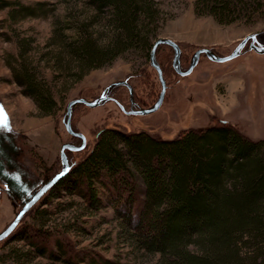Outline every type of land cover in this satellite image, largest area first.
Returning a JSON list of instances; mask_svg holds the SVG:
<instances>
[{
	"label": "trees",
	"instance_id": "obj_1",
	"mask_svg": "<svg viewBox=\"0 0 264 264\" xmlns=\"http://www.w3.org/2000/svg\"><path fill=\"white\" fill-rule=\"evenodd\" d=\"M88 3L97 14L109 10L110 36L106 44L97 46L87 28L77 29L76 45L62 46L68 57L63 59L65 67L70 70L73 62V68L85 74L135 47L145 51L149 64L156 40L152 41L154 34H149L150 25L157 22L154 2ZM246 6L248 0L194 1L197 15L207 14L219 24L235 22ZM44 7L40 1L23 4L0 0V10L8 9V19L13 23L43 17ZM160 46L155 60L162 75L167 76L164 64H170L173 70V49L164 45L172 55L168 61L165 54L160 63ZM181 56L182 53L183 65ZM10 69L21 93L33 101L41 115H51L56 103L45 80L38 82L24 62ZM128 80L106 87L104 95L109 99L105 102L113 101L119 107V100L112 94L121 89L127 95L126 106L140 109L142 104L134 97ZM0 110L1 191L22 206L60 171L61 162L56 171L45 167L43 175H37L31 165L42 164L41 160L25 143L24 135L8 126L1 104ZM70 137V143L80 142ZM81 151H65L70 168L51 189L67 180L72 185L70 192L87 207L98 209L100 201L94 184L110 187V207L121 222L127 242L137 250L157 255V264H264V139H251L236 125L223 121L202 129H186L172 139L112 127L102 129L89 153L74 161L71 155ZM44 226L31 227L21 222L9 236L20 232L21 239L26 240L28 249L23 256L46 259L48 264H80L70 240L53 235ZM88 259V264H115L99 254Z\"/></svg>",
	"mask_w": 264,
	"mask_h": 264
},
{
	"label": "rangeland",
	"instance_id": "obj_2",
	"mask_svg": "<svg viewBox=\"0 0 264 264\" xmlns=\"http://www.w3.org/2000/svg\"><path fill=\"white\" fill-rule=\"evenodd\" d=\"M18 1L44 2V16L13 23L8 19V9L0 10V104L8 126L24 135L25 143L41 160L42 164L35 162L31 166L42 176L43 168L56 171L60 167V147L70 143L71 137L64 126L70 100H94L106 87L129 78L134 97L142 104L140 109L148 108L157 99L160 84L145 51L137 47L85 74H79L73 62L70 70L65 67L63 59L68 57L62 46L76 45V30L80 27L87 28L97 46L107 43L111 31L108 9L97 14L89 0ZM151 1L158 10L157 22L150 25L149 34H154L152 41L157 38L174 41L182 53V70L187 69L192 54L200 48L211 49L221 57L228 56L250 34H256V45L264 46V0H248L249 6L240 12L239 19L229 24H219L207 14L197 15L195 0ZM246 46L239 56L225 62H213L201 54L192 72L183 77L176 75L170 64H164L167 68V76H163L167 86L164 100L151 114L127 115L113 101L95 108L75 105L71 127L85 137L86 146L71 155L73 160L89 153L97 134L112 127L127 133L141 130L172 139L186 129H202L223 121L236 125L251 139H264V54L247 50ZM169 50L164 45L158 48L160 63L165 54L169 61L172 55ZM23 62L34 71L38 82L45 80L56 103L51 115H41L15 83L10 66ZM112 95L126 111L134 109L126 106L127 95L123 90L116 89ZM73 143L79 145L81 141ZM70 183L65 180L46 192L20 223L31 227L45 224L44 228L53 235L69 239L77 250L80 264H88L92 254L115 264H157V255L137 250L127 242L121 222L110 207V187L94 184L100 201L99 208L94 209L69 191ZM139 187L142 189L141 183ZM1 189L0 186V232L21 207ZM20 236V232L15 233L0 243V264H48L46 259L32 258L30 254L23 256L28 246Z\"/></svg>",
	"mask_w": 264,
	"mask_h": 264
},
{
	"label": "water",
	"instance_id": "obj_3",
	"mask_svg": "<svg viewBox=\"0 0 264 264\" xmlns=\"http://www.w3.org/2000/svg\"><path fill=\"white\" fill-rule=\"evenodd\" d=\"M248 45V50H252L257 54H264V46H258L256 45V34H250L245 36L233 49V51L228 55V56H218L216 55L211 49L208 48H200L196 50L189 62V66L187 67L186 70L181 69L180 65V54L181 50L180 47L172 40L167 39V38H157L151 48L150 51V57H149V64L150 66L156 71L157 74V79L160 84V92L157 96V99L155 102L148 108H142V109H130V110H125L122 106H119L120 110L127 114V115H148L151 114L155 111H157L161 104L163 103L164 96H165V91H166V83L164 80V77L162 75L161 68L159 65L156 63L155 60V51L159 45H167L170 46L173 49V58H172V67L173 70L176 74L179 76L183 77L186 75H189L193 68L196 66L198 59L201 54H204L210 61L213 62H225L228 60H231L233 58H236L241 54L242 49L246 45L247 41H249ZM109 97H106L104 93H102L98 98L87 101L83 98H77L70 100L67 105H66V118H65V130L70 136H74L80 139L81 143L79 145H74L72 143H64L60 147L59 151V157L61 161V169L58 173H56L50 180L42 184V186L35 191L32 196L20 207L18 212L16 213L15 217L11 220V222L0 232V242L4 239H6L12 231L17 227V225L20 223L21 219L23 216L31 209V207L36 204L40 198L48 192L62 177L66 175L68 172L70 166L68 164L65 151H73V152H78L81 151L85 148L86 146V139L85 137L78 132H75L72 127H71V107L75 104H84L88 108H95L99 106L100 104L104 103L106 100H108ZM226 123V122H224ZM98 135V134H97ZM63 173V174H62Z\"/></svg>",
	"mask_w": 264,
	"mask_h": 264
},
{
	"label": "snow or ice",
	"instance_id": "obj_4",
	"mask_svg": "<svg viewBox=\"0 0 264 264\" xmlns=\"http://www.w3.org/2000/svg\"><path fill=\"white\" fill-rule=\"evenodd\" d=\"M3 123V118H2V110H0V124ZM63 174V173H62Z\"/></svg>",
	"mask_w": 264,
	"mask_h": 264
},
{
	"label": "flooded vegetation",
	"instance_id": "obj_5",
	"mask_svg": "<svg viewBox=\"0 0 264 264\" xmlns=\"http://www.w3.org/2000/svg\"><path fill=\"white\" fill-rule=\"evenodd\" d=\"M249 42V41H248ZM135 110V109H134Z\"/></svg>",
	"mask_w": 264,
	"mask_h": 264
}]
</instances>
